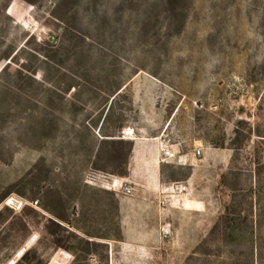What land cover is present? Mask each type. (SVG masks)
I'll use <instances>...</instances> for the list:
<instances>
[{"label":"rangeland","instance_id":"374dc122","mask_svg":"<svg viewBox=\"0 0 264 264\" xmlns=\"http://www.w3.org/2000/svg\"><path fill=\"white\" fill-rule=\"evenodd\" d=\"M32 1L0 0V264L33 232L17 264H46L63 209L97 245L65 248L71 264H249L251 228L264 241V0ZM124 127L162 140L160 190L130 213L138 242L119 208L135 185L107 186L128 168Z\"/></svg>","mask_w":264,"mask_h":264},{"label":"crops","instance_id":"0c3cea01","mask_svg":"<svg viewBox=\"0 0 264 264\" xmlns=\"http://www.w3.org/2000/svg\"><path fill=\"white\" fill-rule=\"evenodd\" d=\"M161 142L159 137L139 138L133 141L128 161V176L122 177L121 181H118V185L126 183L135 185L134 196L132 198L124 197L119 201L122 235L126 241L138 242L148 238L145 233L135 229L130 213L132 210L140 208V200L154 198L160 190ZM113 191L117 190L113 189ZM139 212L142 216L147 215L145 210L140 209Z\"/></svg>","mask_w":264,"mask_h":264},{"label":"trees","instance_id":"16d2710c","mask_svg":"<svg viewBox=\"0 0 264 264\" xmlns=\"http://www.w3.org/2000/svg\"><path fill=\"white\" fill-rule=\"evenodd\" d=\"M29 3H34L32 0H27ZM124 86L117 89V91L112 95L111 97V103L115 99V97L122 91ZM112 105V104H111ZM110 105V107H111ZM109 107V109H110ZM109 112V110H108ZM107 112V113H108ZM104 137H115L114 134H106L103 135ZM130 148H127L126 154L122 155V160L124 164L127 163V157L129 153ZM121 177H127L128 176V168H124L120 174ZM56 218L59 220L58 222L61 225H54V228L50 229V234L54 237L53 243L56 247H63L66 248L73 253L80 252L83 254H86L90 251L91 247H96V244H91L89 241H84L82 239L77 238L76 236L72 235L69 231V229H75L79 232L84 233V235H89L87 231L84 230V228L73 226L71 221L66 216L64 209L59 214L56 215ZM64 233V234H62ZM72 241V242H71ZM72 243V244H71ZM247 243L249 245V264H264V257L262 253V246L264 244L263 239H261L259 236H256L253 234V229L251 228V232L249 235V239L247 240ZM106 248V246H103ZM24 261L26 264H38L36 255H30V257L26 256L24 258Z\"/></svg>","mask_w":264,"mask_h":264},{"label":"built area","instance_id":"2783aa9c","mask_svg":"<svg viewBox=\"0 0 264 264\" xmlns=\"http://www.w3.org/2000/svg\"><path fill=\"white\" fill-rule=\"evenodd\" d=\"M119 139L122 140H129V141H135V134L132 128L130 127H124L120 130V136ZM165 157H172L174 154L169 152L168 150L164 151ZM194 155L196 157H199L201 155V150L197 148L195 150ZM118 179L115 176H110L109 181L107 182V186L109 188H115L117 187V191H120L124 196H132V188L129 186V184H119L118 185ZM162 235L166 236L169 234V230L164 227L161 229ZM39 239V235L35 232L31 233L25 242L22 244V246L16 250L9 259H7L5 264H17L22 257L25 255V253L34 246ZM74 260V255L66 250L65 248L58 247L56 248L53 253L51 254L48 262L46 264H71Z\"/></svg>","mask_w":264,"mask_h":264},{"label":"bare ground","instance_id":"6f19581e","mask_svg":"<svg viewBox=\"0 0 264 264\" xmlns=\"http://www.w3.org/2000/svg\"><path fill=\"white\" fill-rule=\"evenodd\" d=\"M119 181H121V178H118V177H116ZM105 187V186H104ZM105 189H108L107 187H105ZM109 189H112L113 190V188L111 187V188H109ZM114 189H116L117 190V187H115Z\"/></svg>","mask_w":264,"mask_h":264}]
</instances>
